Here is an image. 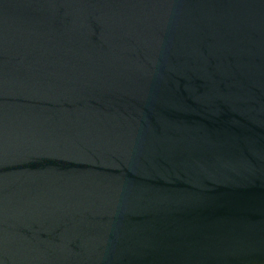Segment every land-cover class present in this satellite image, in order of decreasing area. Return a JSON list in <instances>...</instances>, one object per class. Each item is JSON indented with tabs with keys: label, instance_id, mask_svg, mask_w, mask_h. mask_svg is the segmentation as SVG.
Returning <instances> with one entry per match:
<instances>
[{
	"label": "water",
	"instance_id": "obj_1",
	"mask_svg": "<svg viewBox=\"0 0 264 264\" xmlns=\"http://www.w3.org/2000/svg\"><path fill=\"white\" fill-rule=\"evenodd\" d=\"M0 264H264V0H0Z\"/></svg>",
	"mask_w": 264,
	"mask_h": 264
}]
</instances>
